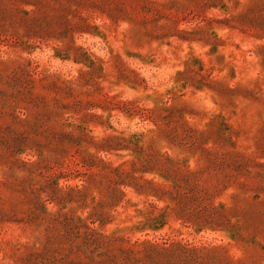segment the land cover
<instances>
[{"label": "rangeland", "instance_id": "obj_1", "mask_svg": "<svg viewBox=\"0 0 264 264\" xmlns=\"http://www.w3.org/2000/svg\"><path fill=\"white\" fill-rule=\"evenodd\" d=\"M0 264H264V0H0Z\"/></svg>", "mask_w": 264, "mask_h": 264}]
</instances>
